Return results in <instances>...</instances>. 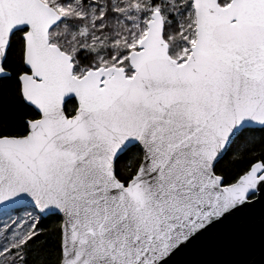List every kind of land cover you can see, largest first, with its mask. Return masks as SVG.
<instances>
[{
    "label": "snow or ice",
    "instance_id": "obj_1",
    "mask_svg": "<svg viewBox=\"0 0 264 264\" xmlns=\"http://www.w3.org/2000/svg\"><path fill=\"white\" fill-rule=\"evenodd\" d=\"M0 264H264V0H0Z\"/></svg>",
    "mask_w": 264,
    "mask_h": 264
},
{
    "label": "trees",
    "instance_id": "obj_2",
    "mask_svg": "<svg viewBox=\"0 0 264 264\" xmlns=\"http://www.w3.org/2000/svg\"><path fill=\"white\" fill-rule=\"evenodd\" d=\"M56 221H53V220H46L45 221V226L48 227V228H51L53 226V224H55Z\"/></svg>",
    "mask_w": 264,
    "mask_h": 264
}]
</instances>
